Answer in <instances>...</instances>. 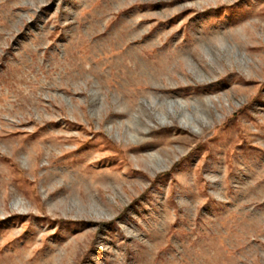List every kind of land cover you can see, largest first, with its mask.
<instances>
[{
    "label": "rangeland",
    "instance_id": "1",
    "mask_svg": "<svg viewBox=\"0 0 264 264\" xmlns=\"http://www.w3.org/2000/svg\"><path fill=\"white\" fill-rule=\"evenodd\" d=\"M0 264H264V0H0Z\"/></svg>",
    "mask_w": 264,
    "mask_h": 264
},
{
    "label": "bare ground",
    "instance_id": "2",
    "mask_svg": "<svg viewBox=\"0 0 264 264\" xmlns=\"http://www.w3.org/2000/svg\"><path fill=\"white\" fill-rule=\"evenodd\" d=\"M119 48V47H118ZM147 55V54H146ZM150 57V56H149ZM130 60V59H129ZM126 60L124 59V62L123 63H120L117 67H116V72H117V74L119 75V74H126L127 72H129V71H131V70H133L134 68H135V66H136V63H135V66L133 65V63H131V61H130V63L128 62H125ZM128 61V60H127ZM140 61V60H139ZM139 61H137L136 60V62H139ZM141 62V61H140ZM143 63H141V65H142ZM149 65L147 64V63H145L144 65H143V68H141V69H139L138 67H137V71L139 72L138 73V75H142V74H144V71H146L145 69H149ZM158 69V70H157ZM156 70L157 71H161L160 70V68H157ZM146 73H148V72H146ZM159 73V72H158ZM115 74V73H114ZM128 74V73H127ZM126 76V75H125ZM143 76V75H142ZM150 76V75H149ZM151 77V76H150ZM144 78H145V76H144ZM120 79V78H119ZM126 85V84H125ZM139 85V84H138ZM143 85V84H142ZM141 85V86H142ZM146 85V84H145ZM149 85V84H148ZM127 86V85H126ZM146 87V86H145ZM148 87V86H147ZM142 88V87H141ZM128 95V94H127ZM130 95V94H129Z\"/></svg>",
    "mask_w": 264,
    "mask_h": 264
}]
</instances>
